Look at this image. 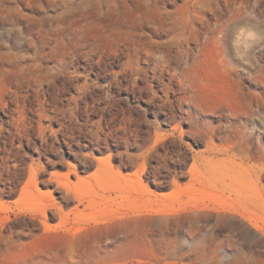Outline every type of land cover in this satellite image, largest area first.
Instances as JSON below:
<instances>
[{"label": "rangeland", "instance_id": "374dc122", "mask_svg": "<svg viewBox=\"0 0 264 264\" xmlns=\"http://www.w3.org/2000/svg\"><path fill=\"white\" fill-rule=\"evenodd\" d=\"M0 264H264V0H0Z\"/></svg>", "mask_w": 264, "mask_h": 264}]
</instances>
